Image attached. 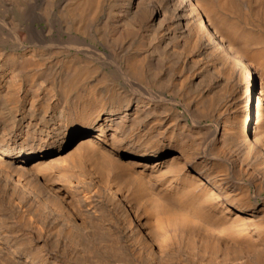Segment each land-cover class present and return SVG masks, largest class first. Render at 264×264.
I'll list each match as a JSON object with an SVG mask.
<instances>
[{
	"label": "bare ground",
	"instance_id": "1",
	"mask_svg": "<svg viewBox=\"0 0 264 264\" xmlns=\"http://www.w3.org/2000/svg\"><path fill=\"white\" fill-rule=\"evenodd\" d=\"M0 264H264V0H0Z\"/></svg>",
	"mask_w": 264,
	"mask_h": 264
}]
</instances>
